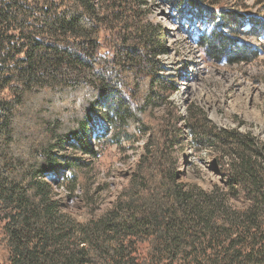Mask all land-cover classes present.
<instances>
[{"label": "trees", "instance_id": "obj_1", "mask_svg": "<svg viewBox=\"0 0 264 264\" xmlns=\"http://www.w3.org/2000/svg\"><path fill=\"white\" fill-rule=\"evenodd\" d=\"M180 3L212 27L198 36L208 60L249 63L264 53V0L256 13L217 0H0V264H264V139L173 102L165 30L153 16ZM182 121L216 151L248 206L180 187ZM93 130L96 145L144 133L147 141L113 207L75 225L47 176L60 171L66 147L97 158ZM65 167L71 176L54 181L87 192L86 170L73 160Z\"/></svg>", "mask_w": 264, "mask_h": 264}, {"label": "rangeland", "instance_id": "obj_2", "mask_svg": "<svg viewBox=\"0 0 264 264\" xmlns=\"http://www.w3.org/2000/svg\"><path fill=\"white\" fill-rule=\"evenodd\" d=\"M217 1L244 12L256 13L259 7L257 0ZM204 4L211 10L208 2ZM153 17L165 30L167 53L163 58L166 75L177 82V90L171 98L180 111L186 114L187 109L196 104L207 112L208 118L217 126H238L264 139V53L249 63H216L206 58L198 43V36L212 28L198 8L182 3L176 6L163 4L155 8ZM235 36L252 46L263 43L243 33ZM163 112L165 108H159L156 115L160 116ZM98 117L106 122L101 114ZM182 122L184 129L180 144L173 153L180 187L205 199L209 198L204 195L215 197L229 207L248 206L249 202L240 186L229 184L218 168L216 151L201 146ZM96 135L97 131L93 130L94 144ZM119 139L120 143L114 142L108 147L95 144L97 158L79 149L66 147L61 150L60 171L47 176L53 184L54 197L60 202L61 211L75 225L96 219L109 211L131 178L144 152L147 134L144 133L137 140L122 136ZM67 160H73L79 168L86 170L87 192L77 188L71 193L54 181L71 176V171L65 167ZM205 205L209 206L208 203Z\"/></svg>", "mask_w": 264, "mask_h": 264}]
</instances>
